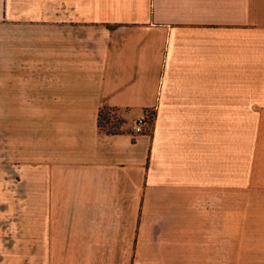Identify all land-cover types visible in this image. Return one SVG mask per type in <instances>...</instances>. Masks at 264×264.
Segmentation results:
<instances>
[{"label":"crops","instance_id":"obj_1","mask_svg":"<svg viewBox=\"0 0 264 264\" xmlns=\"http://www.w3.org/2000/svg\"><path fill=\"white\" fill-rule=\"evenodd\" d=\"M0 98V264H233L264 0H0ZM258 188L243 264H264V156Z\"/></svg>","mask_w":264,"mask_h":264},{"label":"rangeland","instance_id":"obj_2","mask_svg":"<svg viewBox=\"0 0 264 264\" xmlns=\"http://www.w3.org/2000/svg\"><path fill=\"white\" fill-rule=\"evenodd\" d=\"M234 100L237 195L235 211L229 222V242L231 244V241H234L235 246L234 253L230 254L233 258L231 263L243 264L245 236L249 234L246 215L254 207V203L259 201L260 162L264 156V98H234ZM2 103L3 98H0V111H2ZM227 106L231 108V105L227 104ZM229 114L231 115L232 112L227 115ZM107 117V121L102 119L105 128L120 129L123 125L117 109H108ZM244 173L249 174V177L241 181L245 178ZM225 226H228L227 220Z\"/></svg>","mask_w":264,"mask_h":264},{"label":"built area","instance_id":"obj_3","mask_svg":"<svg viewBox=\"0 0 264 264\" xmlns=\"http://www.w3.org/2000/svg\"><path fill=\"white\" fill-rule=\"evenodd\" d=\"M153 115V109H146L141 115L137 116L131 125L132 132H142L148 125L151 116Z\"/></svg>","mask_w":264,"mask_h":264},{"label":"trees","instance_id":"obj_4","mask_svg":"<svg viewBox=\"0 0 264 264\" xmlns=\"http://www.w3.org/2000/svg\"><path fill=\"white\" fill-rule=\"evenodd\" d=\"M108 109H114V108H109V107H102L100 108L99 110V113H98V124L100 127L102 128H105L104 124L102 123V119H105L107 121V112H108ZM107 130H110V131H115L117 129H111V128H106Z\"/></svg>","mask_w":264,"mask_h":264}]
</instances>
